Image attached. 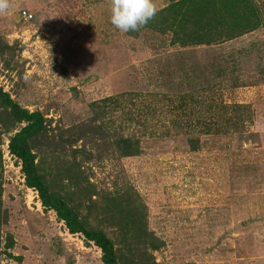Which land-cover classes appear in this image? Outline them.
<instances>
[{
  "label": "rangeland",
  "instance_id": "obj_1",
  "mask_svg": "<svg viewBox=\"0 0 264 264\" xmlns=\"http://www.w3.org/2000/svg\"><path fill=\"white\" fill-rule=\"evenodd\" d=\"M169 2L153 0L156 12ZM8 3L0 12V40L12 49L0 52V86L23 107L43 112L52 134L97 122L112 127L113 134L141 138L140 156L109 158L100 140L86 147L98 159L78 156L84 179L97 191L113 189L118 174L120 182L137 189L147 206L149 229L164 242L150 251L154 259L161 264H264V23L230 41L183 47L172 43L170 32L149 23L138 31H118L109 21L110 0ZM212 84L215 102L248 105L243 115H251L252 124L223 134L178 127L179 97L201 101L196 115H190L199 123L207 119V86ZM120 93H128L123 110L94 115L93 101ZM19 129L0 128V199L10 213L2 232L15 239L11 255L1 254L0 264H103L100 248L70 233L26 185L21 162L9 150ZM195 134L198 151L188 143ZM44 149V167L53 170L50 181L74 193L62 174L66 161H72L70 148L49 144ZM93 198L98 203L90 217L97 223L103 199ZM99 224L116 237L115 226Z\"/></svg>",
  "mask_w": 264,
  "mask_h": 264
},
{
  "label": "trees",
  "instance_id": "obj_2",
  "mask_svg": "<svg viewBox=\"0 0 264 264\" xmlns=\"http://www.w3.org/2000/svg\"><path fill=\"white\" fill-rule=\"evenodd\" d=\"M169 1V4L157 11L148 23L163 33L170 32L172 43L183 47L207 46L230 41L254 31L264 23V6L261 0ZM9 46L0 40L1 53L11 50L12 47ZM13 57L11 55V58ZM18 63L17 61L16 64ZM7 65L11 67L10 61ZM214 89L213 84L207 86V92H211L210 97H207V119L200 121L201 119L197 117L201 124L192 122L190 116L196 115L194 113V109H197L196 103L201 104V101L193 95L188 98L187 95L179 97V104L175 105V110L181 111L184 117L178 115L175 122L178 127L198 129L207 134H223L239 132L246 125L252 124L251 115H243L248 111V105L229 104L222 100L215 102V94L212 93ZM127 95L128 93H120L107 96L93 101L90 106L94 115H105L111 108L123 110ZM19 126L20 129L10 138L9 150L21 162L26 185L38 192L45 209L54 210L70 233L81 234L88 245L93 243L100 248L103 264H161L154 259L150 251L160 249L164 242L149 229L147 206L137 189L129 181L120 182L118 174L113 189L97 191L87 177L84 179L83 162L78 156L82 155L87 160L98 159L92 150L86 148L88 142L96 140L102 141L106 146L105 152L109 158L140 156L143 154L140 137L113 134L112 127L97 122L76 125L67 129L68 134L63 132L52 134L51 121L43 112L30 111L23 107L9 91L0 86V128L10 132ZM80 141L82 145L76 146ZM188 143L192 151H198L199 135L189 136ZM49 144L62 146L64 149L70 148L72 152L70 157L72 161H66V169L62 174L65 175L69 188L78 195L77 201L73 192L68 193L57 188L48 177L53 170L44 167L46 153L43 150ZM84 182L90 185H85ZM1 187L0 184V191ZM95 195L103 199L100 214L95 217L97 223H93L90 217V212L98 203L93 198ZM83 207L88 210L87 213H84ZM9 215L0 199V255L6 253L11 255L8 250L15 245L11 232L3 237V225L8 222ZM101 220L117 228L115 238L99 224Z\"/></svg>",
  "mask_w": 264,
  "mask_h": 264
},
{
  "label": "clouds",
  "instance_id": "obj_3",
  "mask_svg": "<svg viewBox=\"0 0 264 264\" xmlns=\"http://www.w3.org/2000/svg\"><path fill=\"white\" fill-rule=\"evenodd\" d=\"M8 0H0V12L8 9ZM156 14L153 0H110L111 25L120 32L138 31Z\"/></svg>",
  "mask_w": 264,
  "mask_h": 264
},
{
  "label": "built area",
  "instance_id": "obj_4",
  "mask_svg": "<svg viewBox=\"0 0 264 264\" xmlns=\"http://www.w3.org/2000/svg\"><path fill=\"white\" fill-rule=\"evenodd\" d=\"M23 15L26 16V11H23ZM29 17H31V15H29Z\"/></svg>",
  "mask_w": 264,
  "mask_h": 264
}]
</instances>
